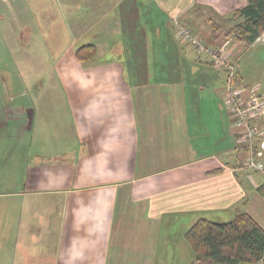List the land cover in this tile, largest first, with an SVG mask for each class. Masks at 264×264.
<instances>
[{"label":"crops","instance_id":"obj_1","mask_svg":"<svg viewBox=\"0 0 264 264\" xmlns=\"http://www.w3.org/2000/svg\"><path fill=\"white\" fill-rule=\"evenodd\" d=\"M27 1L0 0L14 63L0 85V264H189L184 234L200 218L243 210L264 229V149L261 169L243 168L248 147L213 55L260 95L264 30L245 49L213 38L207 20L229 28L246 0H133L144 24L127 44L123 0ZM86 44L96 53L80 62Z\"/></svg>","mask_w":264,"mask_h":264},{"label":"trees","instance_id":"obj_2","mask_svg":"<svg viewBox=\"0 0 264 264\" xmlns=\"http://www.w3.org/2000/svg\"><path fill=\"white\" fill-rule=\"evenodd\" d=\"M231 17L240 20L229 28L212 18L207 19L212 37L230 36L248 48L264 30V0H246ZM95 53V46L86 44L76 49L75 57L87 62ZM257 190L264 198V180ZM184 237L194 253L189 264H258L264 261V229L243 210H237L227 222L200 218L187 229Z\"/></svg>","mask_w":264,"mask_h":264},{"label":"rangeland","instance_id":"obj_3","mask_svg":"<svg viewBox=\"0 0 264 264\" xmlns=\"http://www.w3.org/2000/svg\"><path fill=\"white\" fill-rule=\"evenodd\" d=\"M48 1L49 0H33V1L32 0H28L27 3H25L24 5L26 6V8H28L30 10L34 9V8H37V7L44 8V6L46 4H44L42 2H48ZM51 1L54 4H56V2H58L59 0H51ZM141 1H143V0H141ZM133 3H134L133 0H123V2L121 4V7L119 9H116V11L119 10V12H120L119 18L121 19V28H122L121 29V35L126 41V42H124V44L125 43L127 44V42L130 41V39H134V30H135L136 25L139 26L140 23L144 24V18L142 16H140L138 12H135V10L132 9L133 6H134ZM48 7H49V4H48ZM15 10H17V9H15ZM7 12L9 13L8 4L0 5V44H1V42H3L2 41L3 38H5V36H4L5 32H4L3 25L6 24L4 22V20L6 21L5 18L7 16L5 14ZM181 24L182 23L179 22V24L177 25L179 27V30H180V28L182 26L187 27L186 25H183V24L181 25ZM58 26H60V24ZM62 26L63 25L61 24L60 27H62ZM188 29H190V28H188ZM193 33L195 34V32H193ZM57 34H58L57 35V39H58V45H59L57 49H61V48L64 47V46H60L62 41L65 39L64 32H62L60 29H57ZM197 38H198L199 45H201L203 40L199 39V37H197ZM227 38H230V40L232 39L230 36L227 37ZM190 44H192V43H190ZM223 44H224V46H227L228 43L227 42H223ZM192 45H194V44H192ZM197 47H199V46L197 45ZM203 48L200 49V50H203ZM221 48H222V46H221ZM6 55H7V52L5 53L1 49V46H0V85L1 86L4 85V80L2 78V73L4 72L3 68H5L9 73H11V71L13 70V67H14L13 66L14 63H12L13 61L9 60L8 58H6ZM213 55H216L215 58H214L215 62L219 66H221L222 68H224L226 70L225 71L226 72L225 73V81H224V103L229 108V111L233 115V119L235 120V118H234L235 111L233 110L234 105L230 104V102L225 101V94H226V91H227V88H228L229 85H231L232 87H234V89H236L238 91V98L240 100L241 106H243V105L244 106H248L250 104L253 105V100H255V97H260L261 98L263 96L262 98H264V93H262L260 95L253 94V92L248 93V94H244L243 88L240 87L239 85H237V82H236V67H235V64L232 62V60L230 58L226 57L227 55L225 53L221 54L220 52L216 51V52H213ZM229 65L232 66V69L229 68ZM7 75H8V73H7ZM11 76L13 77L12 73H11ZM229 78L232 79V80H230L231 83L229 82ZM263 79H264V77L261 79L262 83H264ZM248 81H251V80L249 79ZM253 111H254V109L246 113L247 114L246 115L247 116V121H248V123L251 126L256 128L257 132H259V135H258L259 137L258 138L264 140V129L259 127L260 124L257 121L259 118H263L264 119V113L262 115H257V113L256 112L253 113ZM251 114L253 115V117H250ZM236 118H237V115H236ZM234 120H233V122H234ZM235 128L237 129V132L242 136L244 131L242 129H240L239 127H237V126H235ZM242 138H243V136H242ZM243 140L245 141L244 138H243ZM256 140H257V138H256ZM254 144H255V142H254ZM244 162H245V160H244ZM237 170L240 171L239 168ZM188 250H189L188 255L186 254V257H185V254H183V256H182L184 259H186V261H189L190 259H193V256H194L193 252L190 249H188Z\"/></svg>","mask_w":264,"mask_h":264},{"label":"built area","instance_id":"obj_4","mask_svg":"<svg viewBox=\"0 0 264 264\" xmlns=\"http://www.w3.org/2000/svg\"><path fill=\"white\" fill-rule=\"evenodd\" d=\"M180 36L182 37L183 41H186L187 43H192L194 45H198L199 49H202V45H199L197 36L187 27L182 26L180 28ZM215 57V55H214ZM229 68L232 69V66L229 65ZM232 80L229 78V82L231 83ZM228 82V83H229ZM263 97V96H262ZM261 97V98H262ZM260 97H255V100H253V105L248 106H241L240 100L238 98V91L234 89L231 85L228 86L226 94H225V101L230 102V104L234 105L233 110L235 111L234 114V125L239 127L244 131L242 134L243 138L245 139V142L248 147V157L246 158L245 162L242 164L243 168H252V169H261L262 168V162L263 160V149H264V140H260L258 142V147L255 149V140L259 136V132L256 131V128L251 126L247 121V112L254 109L253 113H257V115H262L264 113V98L261 99ZM252 113V114H253ZM250 115V117H253V115ZM237 115V118H236Z\"/></svg>","mask_w":264,"mask_h":264}]
</instances>
